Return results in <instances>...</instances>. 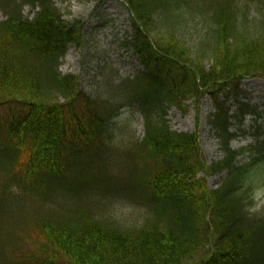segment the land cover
<instances>
[{
	"label": "trees",
	"instance_id": "obj_1",
	"mask_svg": "<svg viewBox=\"0 0 264 264\" xmlns=\"http://www.w3.org/2000/svg\"><path fill=\"white\" fill-rule=\"evenodd\" d=\"M235 2L124 0L131 20L125 47L142 70L95 96L59 69L67 48L82 41L84 22L63 17L52 0H0V224L24 204L11 178L45 198L46 183L54 193L67 175L89 173L94 155L113 147L108 128L127 104L144 119L134 156L151 166L132 175L147 218L125 228L85 213L47 219L39 225L43 245L71 264H264V216L249 212L251 190L264 178V128L254 120L242 129L258 114L239 89L244 78L264 76V12L248 26L246 6ZM26 5L32 15H23ZM206 96L221 154L209 166L196 134L173 131L165 118L171 106ZM245 135L253 144L231 147ZM222 171L223 184L212 190L197 178ZM70 191L61 188L60 196Z\"/></svg>",
	"mask_w": 264,
	"mask_h": 264
},
{
	"label": "rangeland",
	"instance_id": "obj_2",
	"mask_svg": "<svg viewBox=\"0 0 264 264\" xmlns=\"http://www.w3.org/2000/svg\"><path fill=\"white\" fill-rule=\"evenodd\" d=\"M52 1L63 17L76 16L85 24L82 41L69 46L59 63L61 72L75 75L80 79V88L84 92L89 95L105 96L110 90L109 84L117 87L122 80L133 78L140 72L139 65L125 47V40L131 32V20L129 10L125 9L124 0ZM215 1L203 0L201 4L209 5ZM235 1L236 8L246 6L248 20L251 22L248 26L255 25L264 12V0ZM22 13L24 16L31 14L29 7H23ZM3 19L4 14L0 11V21ZM205 26L206 24L204 28ZM184 31L188 36L191 35V30ZM194 41H190L191 44ZM241 86V100L251 105L255 104L256 112L259 114L257 123L264 128V77L259 75L246 78ZM121 100L125 101V98L121 97ZM231 102L232 99L229 103ZM121 106L118 108L117 117L111 120L114 126L108 128L111 136L109 143L113 147L94 155V159L89 163L91 166L89 173L67 175L66 178L69 180L60 183L61 186L57 187L54 193L49 190L50 186L46 183L41 189L45 198L36 191L32 192V189L22 190L18 181L11 178L10 186L14 188V192L20 194L21 199L19 197L18 200H22L24 204L21 210L8 215L2 225L0 264H45L43 260L48 254L53 255L54 262L48 260L46 264H68L64 257L58 256L56 251L43 245L39 225L47 219L52 221L68 219L80 217L85 213L100 220L114 221L120 228L135 227L145 221L148 216L146 197L133 176V172L143 171L145 164L149 168L151 166L145 157L134 158L137 143L144 135V119L135 106L127 104ZM212 112L211 100L205 97L199 103L191 98L180 107L171 106L166 115L170 129L194 134L195 131L198 132L202 159L209 165L221 159L217 149L218 141L208 121V116ZM195 113L198 114V122ZM251 119L252 116L245 119L243 125L245 131L249 130ZM232 125L234 127L235 124ZM252 141L235 140L232 146L238 148L244 144H251ZM248 157L245 155L238 160L244 163L249 160ZM225 175L222 171L209 177L203 174L198 177L205 178L208 188L212 190L223 184ZM73 177L75 184L72 182ZM67 187L71 191L61 197L60 189ZM251 191L252 206L249 212L264 216V178L256 185V189L252 188ZM50 195L59 197L53 201L49 198Z\"/></svg>",
	"mask_w": 264,
	"mask_h": 264
}]
</instances>
